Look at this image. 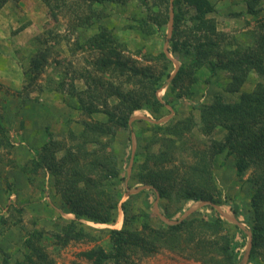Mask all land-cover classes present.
<instances>
[{
    "label": "trees",
    "instance_id": "16d2710c",
    "mask_svg": "<svg viewBox=\"0 0 264 264\" xmlns=\"http://www.w3.org/2000/svg\"><path fill=\"white\" fill-rule=\"evenodd\" d=\"M10 1L0 0V11ZM262 1L246 0L247 12L258 16ZM44 2L53 17H56V10L66 4V0ZM87 2L86 19L94 23L106 17V9L96 5L119 0ZM140 2L151 14L161 13L152 19L138 21L139 31L148 36L157 32L154 26L168 25L170 5L174 6L169 52L180 58L181 66L172 76V61L164 51L156 56L144 55L147 62L160 63L161 69L139 65L126 54V45L102 22L97 33L80 41L79 47L90 49L97 58L90 63L93 72L79 73V78L86 83V92L73 84L76 75L71 79L69 94L77 100L74 103L77 105H72L71 115L62 110V121L71 116L83 119L79 118L70 125L68 140L54 136L52 131L58 126L54 121L53 126L45 130L47 137L39 135L37 139L43 142L38 155L22 167L29 176L46 171L53 191L63 202L64 212L72 214L75 219L59 231L40 230L38 221L34 220L35 227L24 240L27 251L21 254L23 260L20 264H55L46 248L49 242L59 248H66L71 243H97L99 239L92 233V228L81 221L115 224L120 207L125 213V223L122 229L107 231L111 249L99 245L81 254L92 264H137L138 260L152 257L162 250L190 253L189 258L202 264H240L237 250L246 245L247 235L234 225L237 234L244 238V241L236 240L227 231L228 223L215 206L229 207L238 220L244 217L251 231L248 264H259V256L264 254V35L256 36L254 48L249 46L245 52L233 51L211 17L215 7L210 0H163L166 5L163 11L160 5L152 7L149 0ZM190 11L193 12L191 16L188 15ZM50 55L49 49H36L27 70L30 82L37 81L43 74ZM203 68L208 70L210 78L219 72L229 74L225 91L228 95H237V100L227 102L222 94L216 95L205 103L193 102L192 109L198 110V118L190 114L162 125L152 123L151 132L134 128L139 123L138 120L130 122L135 112L150 111L159 120L167 106L176 111L172 95L182 100L198 94L200 91H191L190 86L198 82L197 73ZM252 72L258 76V84L254 90L245 91L243 87ZM167 80H170L172 94L167 93L162 102L158 92ZM65 86V82L61 83L62 89ZM39 112L44 116L43 110ZM70 122L66 121V127ZM194 129H199L206 137H213L219 130H223L224 135L221 140H213L211 149L195 151L193 161L187 163L184 154L177 150V143ZM120 131L135 133L145 143L143 151L134 155L132 168L133 182L145 188L133 197V201L122 204L126 184L124 174L131 152L126 157V146L114 144ZM148 131L151 136L146 138L144 135ZM155 145L159 147L157 152ZM113 148L119 152L118 156ZM1 149L12 150L13 144L6 127L0 123ZM224 154L233 157L236 175L241 181L249 171L252 172L248 179L249 210L245 213L243 204L224 197L216 182L213 160ZM10 184L6 181L4 192L12 189ZM155 194L164 216L170 221L191 202L210 203L212 213L193 216L176 224L160 222L154 226L153 219L158 215L152 211L150 199ZM7 210L6 216L0 214V236L4 228L21 225L26 215L24 208L9 206ZM1 253L3 264H9L11 255L3 250Z\"/></svg>",
    "mask_w": 264,
    "mask_h": 264
},
{
    "label": "rangeland",
    "instance_id": "374dc122",
    "mask_svg": "<svg viewBox=\"0 0 264 264\" xmlns=\"http://www.w3.org/2000/svg\"><path fill=\"white\" fill-rule=\"evenodd\" d=\"M210 1L215 7V13L211 17L216 20L218 30L225 34L227 46L233 51L240 49L243 52L249 46L254 48L256 36L264 35V1L258 7L260 9L259 15L255 17L247 12L246 0ZM149 2L152 7L160 5L161 10H165L166 5H164L163 0H149ZM88 5L87 0H66V4L61 9L56 10V17H53L44 0H11L0 11V123L6 127L13 144L12 150H0V214L6 216L9 206L24 208L26 211L21 225L2 230L0 264H3L1 250L11 255L9 264H20L19 262L23 260L21 254L27 251L24 247V240L34 229V220L38 221L37 227L40 230L59 231L62 226L75 219L72 214L64 212L63 202L60 196L53 191L46 171H39L31 176L23 172L22 167L38 155L43 142L29 139L27 131H24L22 125L25 123L24 128H28L29 133L34 132L35 121L28 120L26 116L35 115L36 111L32 109L36 107L38 111L43 110V113L45 112L43 116L45 129L39 128L42 131V136L47 137L48 134L44 130L52 127L56 121L58 122V130L55 128L52 133L56 138L68 140V131L72 127L70 125H74L80 118L79 116H71L62 121V110H67L71 115L72 105H77L74 104L77 100L72 99L69 94L71 79L76 75L77 78L73 84L86 92V83L82 78H79V73L85 70L93 72L94 67L90 63H93L97 58L96 53L90 49L80 48L78 45L80 41H85L97 33L102 22L121 43L126 45V54L134 58L139 65H149L161 69L160 63L147 62L144 55L156 56L164 51L172 61V76L181 66L180 58L169 52L168 40L173 30V5H170L168 25L162 28L154 26L157 32L151 36L141 33L137 23L143 18L150 19L161 15V13L157 11L151 14L140 0H119L117 3L109 2L103 6L96 5L97 8L104 7L106 9V17L100 22L94 23L93 20L86 19L88 17ZM191 14H193L192 11L188 15L191 16ZM38 47L49 49L51 55L40 78L30 82L27 70L30 68L31 58ZM228 75L219 72L217 76L210 78L208 70L203 68L197 73V76L200 77L198 82L190 86L191 91L198 89L200 91L198 94L182 100L172 95L176 111L171 106H167V110L163 111L164 114L160 116L161 119L159 120H156L150 111H137L130 122L134 123L138 120L139 123L134 126L136 130L139 128L151 132L150 125L152 123L162 125L190 114H194L198 118V110L192 109L193 102L205 103L220 94L227 102H233L237 100V95H228L225 91ZM95 76L98 77L97 74ZM108 79L107 76L106 80L108 81ZM258 81V76L252 72L243 90H254ZM64 82L66 86L62 89L61 83ZM116 83H119V80ZM169 92L170 80H167L164 88L158 92V97L162 102ZM170 94L172 93L170 92ZM112 102L111 99L110 104ZM71 118L73 119L71 120ZM84 119L86 118L84 117ZM67 120L71 122L66 127ZM149 131L144 137L151 136ZM223 135L224 131L219 130L213 137H206L199 132V129H194L190 135L177 143V150L184 154L185 162L191 163L195 151L211 149L213 140H221ZM114 144L117 147L119 144L126 146V157L131 152V160H129L130 163L126 169L127 173L124 174L126 184L123 186L122 204L128 200L133 201V197L145 188L139 187L132 180L133 157L137 152L143 151L145 143L143 139H138L135 133L120 131ZM116 149L113 148V152L118 156L119 152ZM154 150L157 152L159 147L155 145ZM61 156L62 154L59 155V157ZM29 167L31 168L30 164ZM213 172L223 196L234 198L243 204L244 213L247 212L250 203L248 179L252 176V172L249 171L244 180L241 181L236 175L233 157H226L225 154L213 160ZM29 177L32 178L31 181H29ZM6 181L11 183L12 187L8 192H4L3 189ZM41 183L43 185H40ZM150 200L152 211L158 215L157 218L153 219L154 226H158L160 222L176 224L177 221L193 216H206L212 213L210 203L191 202L185 205L170 221L164 216L158 196L152 195ZM214 208L228 223L227 231L236 237V240L244 241V238L237 234L234 225L246 233V245L237 251L240 255V264H248L251 231L244 222V217L241 216L239 220L236 219L233 211L227 206H215ZM81 222L92 228V233L99 239L98 242L71 243L66 248H59L51 242L47 243V251L55 264H92L81 254L99 245L106 250L111 249L107 231L122 229L125 223V213L121 207L118 209L115 224L102 225L84 220ZM189 255L190 253L178 254L162 250L152 257L138 260L137 264H202L189 258ZM258 261L259 264H264V254L259 256Z\"/></svg>",
    "mask_w": 264,
    "mask_h": 264
},
{
    "label": "crops",
    "instance_id": "0c3cea01",
    "mask_svg": "<svg viewBox=\"0 0 264 264\" xmlns=\"http://www.w3.org/2000/svg\"><path fill=\"white\" fill-rule=\"evenodd\" d=\"M32 110H35L36 114L35 115L31 114L33 116L28 115V116H26V118L28 117V120L35 121V125H34L35 130H34V132L29 133V129L28 128H24L25 123H23L22 126H23L24 131H27L28 138L32 139L33 141H36L39 138L38 134L42 133V131H40L39 128H41L42 130L45 129V125H43V122H45V118L43 117V115L40 114V112L38 111V109L36 107H34ZM56 129L58 130V126H57ZM247 261H248V259H247Z\"/></svg>",
    "mask_w": 264,
    "mask_h": 264
}]
</instances>
